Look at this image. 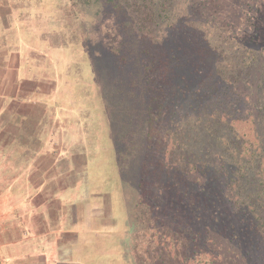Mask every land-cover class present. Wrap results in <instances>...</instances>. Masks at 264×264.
I'll use <instances>...</instances> for the list:
<instances>
[{
    "label": "rangeland",
    "instance_id": "obj_1",
    "mask_svg": "<svg viewBox=\"0 0 264 264\" xmlns=\"http://www.w3.org/2000/svg\"><path fill=\"white\" fill-rule=\"evenodd\" d=\"M0 3L62 81L46 113L70 109L82 132L64 137L91 138L93 159L64 161V186L88 160L118 224L126 207L124 255L95 264H264V0Z\"/></svg>",
    "mask_w": 264,
    "mask_h": 264
},
{
    "label": "crops",
    "instance_id": "obj_2",
    "mask_svg": "<svg viewBox=\"0 0 264 264\" xmlns=\"http://www.w3.org/2000/svg\"><path fill=\"white\" fill-rule=\"evenodd\" d=\"M15 15L19 12L5 15L0 7V264H95L98 255L117 253L113 247H121L122 235H131L126 207H120L125 221L118 224L117 199L89 186L88 160L94 156L82 145L91 138L75 130L64 137L65 128L82 132L69 125L71 110L46 113L62 81L56 83L53 70L33 63L36 50L27 42L37 39L36 30L25 32ZM9 31L16 32V39L5 42ZM48 84L53 88L45 91ZM6 128L16 132L11 139ZM86 154V167L76 173L85 179L64 186V161L85 165ZM9 160L11 170L5 166Z\"/></svg>",
    "mask_w": 264,
    "mask_h": 264
},
{
    "label": "trees",
    "instance_id": "obj_3",
    "mask_svg": "<svg viewBox=\"0 0 264 264\" xmlns=\"http://www.w3.org/2000/svg\"><path fill=\"white\" fill-rule=\"evenodd\" d=\"M139 39L137 38V37H134V39H133V44H135V47L137 46V44L139 43ZM150 126H151V124H150ZM152 128V127H151ZM132 147H133V145H132Z\"/></svg>",
    "mask_w": 264,
    "mask_h": 264
}]
</instances>
